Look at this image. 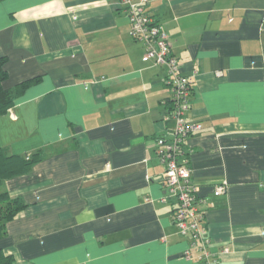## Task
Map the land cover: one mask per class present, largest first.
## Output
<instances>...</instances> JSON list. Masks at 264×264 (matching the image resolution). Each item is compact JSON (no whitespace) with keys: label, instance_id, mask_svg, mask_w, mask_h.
<instances>
[{"label":"crops","instance_id":"1","mask_svg":"<svg viewBox=\"0 0 264 264\" xmlns=\"http://www.w3.org/2000/svg\"><path fill=\"white\" fill-rule=\"evenodd\" d=\"M146 8L192 79L201 128L186 150L206 249L264 264V0ZM142 53L119 0H0L3 85L31 80L0 114V145L44 153L2 185L26 203L0 238L13 264H204L154 149L174 127L167 70Z\"/></svg>","mask_w":264,"mask_h":264},{"label":"built area","instance_id":"2","mask_svg":"<svg viewBox=\"0 0 264 264\" xmlns=\"http://www.w3.org/2000/svg\"><path fill=\"white\" fill-rule=\"evenodd\" d=\"M147 1L119 0V3L128 19L130 35L143 46L142 60L152 61L167 70L166 83L171 89L173 109L170 114L174 119V127L170 135L156 137L154 149L164 170L165 187L169 196L176 199L172 217L179 232L189 235L191 246L199 250L198 259L204 264H218L217 258L206 249L208 239L204 236V211L198 205L187 159V138L201 128L200 122L188 117L192 79L179 72V62L169 50L167 34L158 20L147 11ZM224 190V185H218L214 194ZM222 251H227V248L223 247ZM183 255L188 257L189 249Z\"/></svg>","mask_w":264,"mask_h":264},{"label":"trees","instance_id":"3","mask_svg":"<svg viewBox=\"0 0 264 264\" xmlns=\"http://www.w3.org/2000/svg\"><path fill=\"white\" fill-rule=\"evenodd\" d=\"M4 64L5 59L0 57V114L6 112L12 106L15 97L31 83V80H27L16 84L13 88H6L3 85L7 77ZM167 105H169V111L171 112L173 109L171 97L167 100ZM43 156L44 153L42 151L34 152L29 156L10 153L0 145V238L6 234V224L26 207V203L20 197H11L3 189V182L25 173ZM0 264H13V257L4 254L1 248Z\"/></svg>","mask_w":264,"mask_h":264}]
</instances>
